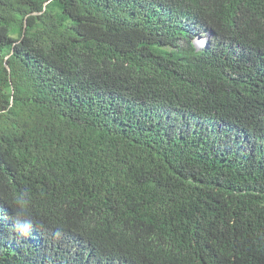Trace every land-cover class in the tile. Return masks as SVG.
<instances>
[{
    "label": "trees",
    "instance_id": "1",
    "mask_svg": "<svg viewBox=\"0 0 264 264\" xmlns=\"http://www.w3.org/2000/svg\"><path fill=\"white\" fill-rule=\"evenodd\" d=\"M0 264H264V0H0Z\"/></svg>",
    "mask_w": 264,
    "mask_h": 264
},
{
    "label": "clouds",
    "instance_id": "2",
    "mask_svg": "<svg viewBox=\"0 0 264 264\" xmlns=\"http://www.w3.org/2000/svg\"><path fill=\"white\" fill-rule=\"evenodd\" d=\"M14 229L20 235H27L32 228L33 220L30 210V200L20 195L15 200L14 208Z\"/></svg>",
    "mask_w": 264,
    "mask_h": 264
},
{
    "label": "rangeland",
    "instance_id": "3",
    "mask_svg": "<svg viewBox=\"0 0 264 264\" xmlns=\"http://www.w3.org/2000/svg\"><path fill=\"white\" fill-rule=\"evenodd\" d=\"M205 38H202V37H196V38H194V44L196 45V46H203L204 45V43H205Z\"/></svg>",
    "mask_w": 264,
    "mask_h": 264
},
{
    "label": "water",
    "instance_id": "4",
    "mask_svg": "<svg viewBox=\"0 0 264 264\" xmlns=\"http://www.w3.org/2000/svg\"><path fill=\"white\" fill-rule=\"evenodd\" d=\"M31 14H34V13H31ZM25 26H26V24L24 23V28H25ZM23 32H24V29H23ZM11 52H13V51H11ZM7 57H5V60L7 59ZM4 65H5L6 69L9 70V67H8L6 61L4 62Z\"/></svg>",
    "mask_w": 264,
    "mask_h": 264
}]
</instances>
